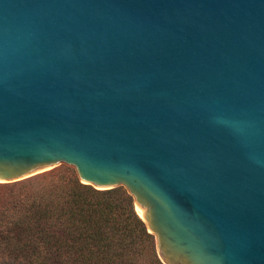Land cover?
<instances>
[{
    "label": "water",
    "instance_id": "95a60500",
    "mask_svg": "<svg viewBox=\"0 0 264 264\" xmlns=\"http://www.w3.org/2000/svg\"><path fill=\"white\" fill-rule=\"evenodd\" d=\"M60 162L164 264H264V0H0V182Z\"/></svg>",
    "mask_w": 264,
    "mask_h": 264
},
{
    "label": "trees",
    "instance_id": "16d2710c",
    "mask_svg": "<svg viewBox=\"0 0 264 264\" xmlns=\"http://www.w3.org/2000/svg\"><path fill=\"white\" fill-rule=\"evenodd\" d=\"M0 264H164L134 197L72 168L0 182Z\"/></svg>",
    "mask_w": 264,
    "mask_h": 264
},
{
    "label": "rangeland",
    "instance_id": "374dc122",
    "mask_svg": "<svg viewBox=\"0 0 264 264\" xmlns=\"http://www.w3.org/2000/svg\"><path fill=\"white\" fill-rule=\"evenodd\" d=\"M65 167L72 168V169L75 171V173L77 174V171H76L75 167H74L73 165H71V164H67V163H65V162H60L58 165L54 166L53 168H51V169H49V170L59 169V168H65ZM49 170H47V171H49ZM77 175H78V174H77ZM92 186H93V185H92ZM119 186H121V187H123V188H125V189L127 190V188H126L124 185H119ZM119 186H117V187H119ZM127 191H128V190H127Z\"/></svg>",
    "mask_w": 264,
    "mask_h": 264
}]
</instances>
